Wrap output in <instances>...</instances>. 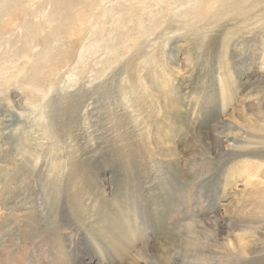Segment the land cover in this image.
I'll list each match as a JSON object with an SVG mask.
<instances>
[{
	"label": "rangeland",
	"instance_id": "1",
	"mask_svg": "<svg viewBox=\"0 0 264 264\" xmlns=\"http://www.w3.org/2000/svg\"><path fill=\"white\" fill-rule=\"evenodd\" d=\"M57 2L64 0H0V264H119L137 252L152 257V245L170 236L209 251L213 264H243L217 251L211 231L227 236L221 225L235 222L244 202L264 213V187L244 186L239 163L252 164L225 156L227 142L223 153L191 162V152L201 154L165 100L180 102L193 130L208 132L215 118L234 120V109L264 108V77L256 79L264 37L247 29L264 17V2L246 17L216 21L224 0H104L80 8L62 31L46 23ZM46 35L58 62L38 64L28 84ZM81 83L97 98L90 113L64 112L57 130L38 125L42 95ZM252 170L264 176V164ZM204 250H190L184 262ZM257 257L251 264H261Z\"/></svg>",
	"mask_w": 264,
	"mask_h": 264
},
{
	"label": "bare ground",
	"instance_id": "2",
	"mask_svg": "<svg viewBox=\"0 0 264 264\" xmlns=\"http://www.w3.org/2000/svg\"><path fill=\"white\" fill-rule=\"evenodd\" d=\"M98 1L101 3L104 0H64V3L57 2L55 3L52 12L49 15V18L47 19L48 22L46 23H49L51 25L55 23L56 30L62 31L69 26L70 22L74 18L79 16V13L83 8H90L91 5H95ZM248 1L249 0H233L231 3H229L227 0H224L225 3L223 9L219 12L216 11L214 13L215 20L220 21V17L225 18V15L227 13H231L230 15L234 13L236 17L239 18L246 17L249 15V12L257 6V4L264 2V0H254L253 3L249 4ZM143 2H145V0H143ZM191 4L192 5H190L186 10V12H189L190 15H192L194 12L195 1ZM78 5H80V7H77ZM80 8L82 9L80 10ZM27 11H30V13L26 12L27 14H32L31 10ZM102 13L103 15H105L107 11L103 10ZM232 19H234V17H232ZM247 29L251 33V35L264 37V17L258 20L255 24H249V28ZM28 33L30 35V39L33 41L35 39V35L33 34V32ZM53 40V36L49 35H46L43 38V41L45 42L44 54L39 57L41 58L39 61L36 60V62L32 64V67L30 69L31 73L27 75L28 84L32 83L35 74L36 76L39 74L37 66L38 64L43 66L48 63L52 67H55V65L57 64V52L51 53L53 52V47L51 45V42ZM213 40L214 39H211L210 42H207V45L213 46ZM220 41L222 42V47L223 44L228 45L229 49L232 47L231 40L222 39ZM52 43L55 44L56 41ZM216 44L217 43H214V46ZM231 52L234 53L233 50ZM259 71L261 73L258 74V77H256V79L264 77V68L263 71ZM93 92L94 91H92V88L88 87L84 83H81L74 90L69 88H60L54 90V92L50 95L44 94L41 98L40 107L35 111V113H37V116L34 115V118L38 120V125H40L42 128L51 126L57 130L58 123L64 122L65 120L64 112H69L70 116L74 118L76 115L85 116L90 113V111H92L94 107H96L97 98H95L96 96L93 95ZM257 92L260 93L261 89L257 90ZM257 100L258 98H256L255 101L257 102ZM165 106L168 117L173 121L175 125H177L180 134L184 135L186 133H190L189 136L194 139L190 140L194 145L195 151H198V153L201 154L198 156L195 152H191L189 157L191 162L195 160L194 158L200 156L213 155L215 153L217 154L218 152L223 153V151L221 150L224 147L223 143L227 142L229 144H232V148L230 151L224 154L225 156L228 154H232L233 156H235V158L245 159L246 161H250L252 164L249 166L244 161H241L239 163L242 168H246L243 171L245 177L244 186L246 187L255 185L259 188L264 187V176L257 177L256 174L253 173L255 170H252L256 166L259 167L264 164L263 103H261L260 105L257 103L256 107L253 104L248 105V114L245 110L246 108H242L239 113L235 112L236 109L232 110L230 113V116L234 118V120L232 121H226L222 118H215L213 120V123L210 125L212 131L209 132L204 131V129L201 128L193 130L190 123L189 113L185 111V106H182L180 102H176L174 100H165ZM237 114L242 115V122L236 119ZM244 124L247 125V129H243ZM230 135L232 136L230 137ZM238 135L242 136L241 139L237 138ZM222 137H224V139ZM160 138H164L163 134ZM164 154L166 156H171L172 158L168 160H172L173 162H175L176 158H178L173 152H171L170 148H168V150L166 149V151H164ZM51 167L52 169H55L56 163H52ZM52 174L53 173H51V175ZM261 198L263 199L264 197ZM254 203L256 204V202ZM255 204L251 202L249 210H247V207L245 208L246 204L244 202L242 204V206H244L243 209L241 207L242 210L235 213L237 216V220L235 222H227L226 225H221L225 227L226 230H229L227 236L220 234V230L216 227V224L214 226L216 228H213L214 230L211 231L212 236H215V248L217 249V251H220L227 258L228 255H231L230 257L234 258L244 257L246 260L243 262V264H251L252 261L257 257L259 252L264 250V241H262L261 239V237L264 236V225L263 223H260L264 221V213L261 214L257 212L256 210L261 209V207L255 208L253 206ZM116 215L117 208L116 206H114V216ZM110 218L111 216L109 215V219ZM242 236H247L249 239H242ZM165 239V241L159 244L155 243L154 245H152V249L154 251L152 257L149 258L145 254L137 252L131 260L119 261V264H139L140 261H142L143 264H187L184 262L183 258L188 255L190 250L197 251L198 249H201V252L204 250L198 244L193 243L192 240L180 243L179 241L173 240L172 236L165 237ZM166 243L167 246L165 245ZM212 248L213 249H210L211 252L216 251L214 247ZM208 252L209 251L204 250L203 256L194 264H213L214 262H218V260L210 262L209 260L213 256H209L207 254ZM258 257V260L262 259L260 263L263 264L264 257Z\"/></svg>",
	"mask_w": 264,
	"mask_h": 264
}]
</instances>
